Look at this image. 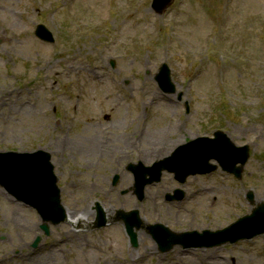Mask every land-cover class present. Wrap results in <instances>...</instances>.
Wrapping results in <instances>:
<instances>
[{
	"label": "rangeland",
	"instance_id": "rangeland-1",
	"mask_svg": "<svg viewBox=\"0 0 264 264\" xmlns=\"http://www.w3.org/2000/svg\"><path fill=\"white\" fill-rule=\"evenodd\" d=\"M152 1L0 0V156H49L65 214L44 222L0 186V264H264V203L247 210L264 198V0H173L162 14ZM164 63L175 95L155 80ZM218 132L248 149L239 179L210 159L209 174L149 182L178 146ZM154 141L173 147L143 164ZM157 225L181 242L166 250Z\"/></svg>",
	"mask_w": 264,
	"mask_h": 264
},
{
	"label": "water",
	"instance_id": "water-1",
	"mask_svg": "<svg viewBox=\"0 0 264 264\" xmlns=\"http://www.w3.org/2000/svg\"><path fill=\"white\" fill-rule=\"evenodd\" d=\"M172 0H153L152 8L155 13L161 14L165 8L171 3ZM36 36L46 42H53L51 34L43 27L38 26L36 30ZM156 80L165 92H173L174 89L171 84L170 71L166 65H162L160 72L156 77ZM226 146L232 152H224L220 146ZM215 147V149L213 148ZM224 152V153H223ZM242 153V154H241ZM237 154L238 159L234 161L232 167H228L231 164H227L225 159L230 155ZM12 160L3 159L0 156V186L4 187L12 196H16L23 203L33 207L41 219L46 220L53 219L56 223H59L65 219L64 212L54 208L56 203L60 204L59 191L55 186V176L52 174L53 167L49 164V156L43 154L42 151L35 153H26L25 155H17ZM210 159L218 161L222 169L228 173H232L235 177L240 178L242 167L245 165L248 159V149L234 147L222 133L215 134L213 140L210 139H198L189 143L186 147H180L176 150L172 159H168L166 162L155 165L156 174L152 175L149 171V176H155L149 182H158L161 178L164 170L173 172L183 181L188 175H195L197 173L204 174L210 173L216 169V166H209L207 163ZM236 163L240 164L236 167ZM131 171H135L134 167L129 166ZM142 176L146 174L142 173ZM140 175V176H141ZM148 181L139 185V192ZM51 211H48V207H51ZM124 216L126 221V229L130 238V242L135 244V234L133 233V226H137L138 220L132 217ZM249 219L246 217L244 219ZM98 225H104L103 215L99 213ZM158 226V225H157ZM47 227V226H46ZM45 226L43 229L47 230ZM157 242L162 246L169 247V244L180 243L181 240L175 237V235L169 233L165 228L161 226H154L150 229ZM192 234H184L179 237L185 238L193 236ZM166 247V249H167ZM165 250V247L162 249Z\"/></svg>",
	"mask_w": 264,
	"mask_h": 264
},
{
	"label": "bare ground",
	"instance_id": "bare-ground-1",
	"mask_svg": "<svg viewBox=\"0 0 264 264\" xmlns=\"http://www.w3.org/2000/svg\"><path fill=\"white\" fill-rule=\"evenodd\" d=\"M155 139L156 140H160L161 138H160V135H159V133L158 134H156V136H155ZM155 140V141H156ZM70 142V143H73V140H70V139H61L60 140V142ZM154 141V142H155ZM73 145V146H72ZM71 145V147H72V150H74L75 152H76V149H79L78 148V146H76L75 147V145L76 144H72ZM152 145V147H149L150 149H148L147 151H146V154H144V152L143 153H141L140 152V156H141V158L143 157V159L140 161V162H142L143 164H145L146 163V160L149 162L150 160H152V159H158V158H160V157H162V156H164V154H166V153H168V152H170V149L169 148H171V147H173V145L170 147L168 144H166V146L164 145V147L162 146L163 145V143H152L151 144ZM154 145V146H153ZM101 146L102 145H98L97 147H91L90 149H87L85 152H87V153H89L90 155L93 153V151H94V149H97V150H95L96 152H94V155L95 156H99V155H101ZM177 146V144H174V147H176ZM60 147V146H59ZM81 152V151H80ZM262 203H264V198L263 197H261L259 194H257L256 196H255V198H254V201H252V205H250V206H248L247 207V210H252L254 207H257V206H260ZM105 215H107V216H111V213H107V214H105ZM76 216H77V214H75L74 215V218H76ZM68 217V216H67ZM248 217V216H247ZM249 218V217H248ZM78 220H80V219H78ZM79 222H81V221H79ZM78 222V223H79ZM84 223V222H83ZM223 259H224V261L223 262H221V261H218V263L217 264H227L228 263V258H224L223 257ZM234 264V263H233ZM236 264V263H235Z\"/></svg>",
	"mask_w": 264,
	"mask_h": 264
}]
</instances>
